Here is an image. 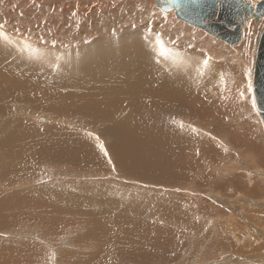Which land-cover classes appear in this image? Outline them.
Listing matches in <instances>:
<instances>
[{
    "label": "bare ground",
    "instance_id": "bare-ground-1",
    "mask_svg": "<svg viewBox=\"0 0 264 264\" xmlns=\"http://www.w3.org/2000/svg\"><path fill=\"white\" fill-rule=\"evenodd\" d=\"M161 1L0 0L3 24L11 23L22 30L24 24L22 27L19 18L30 14L35 27L41 32L45 29L52 41L30 43L29 38L26 41L23 35L18 37L15 30L0 26V112L10 110L17 102L31 104H20V114H14L16 118L24 117L26 125L0 126V164H5L0 167V238L5 239H0V264L57 261L55 258L64 256L65 249L74 247V231L61 229L77 225L82 218L88 222L89 234L80 241L101 247L95 263L84 258L71 264H124L126 257L116 252L122 249L132 256L136 240L127 238L132 235L128 226L141 224L152 226L158 238L155 240L151 234L154 243L148 248L153 252L135 257L143 264L152 260L150 256H157V251L162 250L159 248L181 238L179 230L186 227L194 235L189 239L190 264H264V225L256 232L257 225L254 228L252 224V216H264V144L254 140L256 128L261 126L260 117L254 100L253 105L244 101L247 109H236L248 89L247 70L252 67V59L255 61L264 19L246 21L240 27V41L229 45L180 20L173 10L164 12ZM249 1L253 9L264 2ZM35 104L40 105L37 110ZM37 112L45 113L46 119L42 120L46 124L35 125L38 122L30 120ZM50 117L55 120L52 122ZM196 117L199 120L191 122ZM65 121L70 122L64 124ZM80 122L98 124L95 132L112 139L107 142L110 149L111 144L114 147L111 162L118 161L126 171L129 168L125 165L142 166L144 180L154 179L149 173L154 174L151 167L157 164L154 177H158V185L183 188L197 197L181 195L182 191L177 196H155L140 193L142 190L136 194L119 191L120 185L117 189L103 185V190L120 193L111 192V202L107 196L91 194L90 184L73 187L87 180L71 178V174L58 173L59 170L45 173L46 180H42L59 183L40 181L33 188L37 185L31 181L43 161L62 164L59 169L95 168L91 172L98 177L106 173L99 168L103 163L97 153L99 141L84 137L85 132H93H81L77 125ZM240 126L246 144L237 137ZM213 140L226 152L223 163V159L218 160L222 151ZM112 175L115 174H108L104 180L112 183ZM88 189L90 194L83 192ZM100 197L104 201L89 211L95 207L90 202ZM206 198L220 201L224 209L212 206ZM131 204L133 210L124 227L105 248V231L95 225L98 221L108 224L114 207ZM24 206L30 211L23 212ZM192 217L207 222V231L201 230V222ZM136 230L133 235L147 247L150 234L144 231L149 235L146 237L141 229ZM223 252L224 262L210 260Z\"/></svg>",
    "mask_w": 264,
    "mask_h": 264
},
{
    "label": "rangeland",
    "instance_id": "rangeland-1",
    "mask_svg": "<svg viewBox=\"0 0 264 264\" xmlns=\"http://www.w3.org/2000/svg\"><path fill=\"white\" fill-rule=\"evenodd\" d=\"M162 13V12H161ZM162 14H164V15H168V14H165V13H162ZM28 15V16H27ZM25 16V18L22 16V18L20 17L19 18V20H21L20 22H21V26L23 27V24H24V29H17V28H13L11 25H13V24H11V23H8L9 24V26H8V24L7 23H5V24H3V22H2V19H0V26H2V28H6L7 30H10L11 29V31H14L15 32V34L18 36V37H21L22 35V39L23 40H26L27 41V39H28V41L30 42V43H38V42H40V43H42V44H44V43H46V44H48V42L49 43H51L52 41H49V39H48V33L45 31V29L43 30L42 29V32H41V28L39 29V28H36L35 27V23H33L32 22V20H31V15L30 14H26V15H24ZM33 16V15H32ZM30 17V18H29ZM9 19V18H8ZM29 19V20H28ZM176 19V18H175ZM11 19H9V21H10ZM177 20V19H176ZM8 20H6V22H9ZM14 21V20H13ZM22 21H23V23H22ZM24 21H26L25 23H24ZM28 21V22H27ZM11 22V21H10ZM28 23V24H27ZM11 24V25H10ZM26 24V25H25ZM5 25V26H4ZM8 26V27H7ZM187 27H189V28H191L190 26H187ZM193 28V27H192ZM13 29V30H12ZM196 30V29H195ZM10 31V32H11ZM17 31V32H16ZM18 33V34H17ZM30 33V34H29ZM37 33V34H36ZM40 34H42V35H40ZM46 34V35H45ZM40 35V36H39ZM27 38H26V37ZM208 36V35H207ZM23 37H25V38H23ZM211 38V37H210ZM38 39V40H37ZM87 43H88V41H86ZM74 46H76V44L75 43H72ZM82 45V44H81ZM225 46H227L226 44H225ZM252 67H249L248 68V74H247V78L248 79H246V80H248V85H247V91L244 93V95H243V98L242 99H240V103H239V105L236 107V109L237 110H241V109H243L244 107H246V106H244L245 104H244V101H246L245 103H247V102H249L250 103V105H251V103H252V105H253V96H252V73H253V66H254V60L252 59ZM247 84V83H246ZM248 92V93H247ZM248 95V96H247ZM247 96V97H246ZM37 97V96H36ZM247 99H248V101H247ZM18 104L17 105H15V107H11L10 106V110H4V111H2V112H0V113H2V115L0 114V126H2V125H10V126H14V125H12V123H14V124H17V123H19V124H23V125H26L25 124V120L23 121V118L24 117H21L22 119H20L18 116H17V118L14 116V114H16V115H19L20 113L18 112V106L20 105V104H29V105H31L29 102H27V101H23V102H17ZM244 104V105H243ZM247 105V104H246ZM5 106V105H4ZM34 107H36V110L39 108V106L40 105H37V104H35V105H33ZM0 107H3L2 105H1V103H0ZM246 109H247V107H246ZM7 113H6V112ZM10 111H11V113H10ZM254 114V113H253ZM252 114V115H253ZM45 113H41V112H37L36 113V116L34 117V118H31L30 120L31 121H33V122H38V123H35V125L37 124H39V125H41V124H46L45 122H44V120H42V118H44V119H46L45 118ZM255 115H256V117L258 116L257 115V113H256V111H255ZM14 116V117H13ZM7 117V118H6ZM38 117H40L39 118V120H38ZM13 118V119H12ZM51 118V120H52V122L55 120V118H52V117H50ZM259 117H257V119H258ZM10 120V121H9ZM13 120V121H12ZM19 120V121H18ZM199 120V117H196V118H193L192 120H191V122H196V121H198ZM202 120V122L203 121H206V119H201ZM70 121H74V120H70ZM70 121H65L64 122V124L65 123H67V122H70ZM259 122H260V124H261V126H260V128H256V133H255V137L257 138V139H254V140H256V141H258V142H260V143H263L264 144V127H263V124H262V122H261V120H260V118H259V120H258ZM201 122V123H202ZM94 122H91V123H87V122H80V123H76L77 125H78V128L80 129V131L82 132L83 130H91V132H93V133H86L85 132V134H84V137H86V138H88V139H93V137H95V139H93V140H97V141H99V144L101 145V147H99V152H97V153H99V154H101V156H102V160H103V163H101V166L99 167L102 171H104V172H106L105 174H102L101 173V177H98V175H96L95 173H93V172H91L92 170H95V168H89V167H82V166H72L73 167V169H72V167L68 170V169H59L58 167H60V166H62V164H58V165H56V163L57 162H49V161H43L37 168H36V171H37V174H36V177L31 181V183H33V181H34V184L35 185H37L38 184V182H40V181H42L43 180V178L45 177V173H49L50 171H55V170H59L58 171V173H61V171H62V173L63 174H65V172H66V174H68V175H70V176H72L71 178H73V176L75 177H81L82 179H85V180H87V181H83L84 182V184H83V182L81 181V182H78V184H75L73 187H77V186H82V187H84V186H88V184H90L89 186L93 189V191H92V193H91V189L89 190H87V191H83V192H85L86 194H93V195H95V196H109V195H112L111 194V192H115V193H119L117 190H110L109 192L107 191V190H103V185H110V186H114V188H116L117 189V187L119 188L118 190L119 191H128V190H131L130 192H133L134 191V193H136V194H140V193H146V194H154L155 196H163L164 194L165 195H170V196H172V195H174V196H177V195H180V193H181V191H182V193H181V195L183 194L184 196H189V195H192V196H194V197H197L196 196V194H192L191 192L189 193L188 191L186 192V191H183L182 189L183 188H179V187H176V186H169L170 188H168V187H165V185L164 184H159L158 185V181H157V179H158V177H154V176H156V174H157V172H158V168L157 167H154V165L155 166H157V164H154L153 163V166L151 167V169H153V171H152V173H154V174H152V175H150V173H149V177H153L154 179H156V182L157 183H155L154 182V179H152L151 178V180H147V178L144 180L142 177L144 176V173H145V171H143L142 170V166H136L135 168H133V167H130V165L128 166H126L125 165V167L126 168H129L128 169V171H126L125 170V168L124 167H122V165L120 166V164L118 163V161H117V163L115 162V161H113V162H111L112 160H111V155H112V151H113V149H114V147H113V145L111 144V146H112V149H110V143L112 142V139H111V141H110V139H109V137H108V135L106 134V137H104V136H102V132H100V133H98V132H95V131H97L96 129L94 130V128L98 125V124H93ZM76 125V126H77ZM238 125H239V123H238ZM16 128V127H15ZM194 130H195V128H194ZM262 130V131H261ZM196 131V130H195ZM42 133H43V131H41ZM84 133V132H83ZM82 133V134H83ZM79 134V133H78ZM81 135V134H80ZM96 135V136H95ZM92 136V137H91ZM101 138V139H103V142H101V140L99 139L98 140V138ZM237 137L238 138H240V139H242V142H244V144H246L245 143V135H244V131L242 130V128H241V126H240V128H238V134H237ZM104 139H106V140H104ZM215 140V139H214ZM213 140V143L216 145V147H217V149H219V150H221L222 151V154H221V159H218V160H222V163L224 162V157H227L226 155H224L225 153H224V148H223V146L221 145V146H217L218 144L215 142ZM105 141H106V143H105ZM107 142H110V143H107ZM131 143H133V141H130ZM104 144V145H103ZM135 145V144H134ZM103 146V147H102ZM102 148V149H101ZM107 150H106V149ZM128 149H131V148H128ZM129 153V156L132 154V152H131V150L128 152ZM145 153V152H144ZM134 155V154H133ZM211 155V154H210ZM113 157V156H112ZM176 157H178V155L176 156ZM114 158V157H113ZM161 158V156H159V160H161L160 159ZM109 162V163H108ZM155 162H157V161H155ZM113 163H114V165H113ZM119 164V165H118ZM3 165H5V164H0V167L1 166H3ZM65 166V168H66V166L67 165H64ZM64 166H63V168H64ZM61 168V167H60ZM123 168V169H122ZM117 169V170H116ZM131 169V170H130ZM154 169H156V170H154ZM142 170V171H141ZM75 171V172H74ZM125 171V172H124ZM132 171V172H131ZM156 171V172H155ZM197 171V170H196ZM111 172V173H110ZM120 172V173H119ZM123 172V173H122ZM130 172V173H129ZM115 174V175H112V177L111 178H113L112 179V183L111 182H109L108 183V181L107 180H104L106 177H107V175L108 174ZM142 173V174H141ZM188 173H189V171H188ZM192 173V172H191ZM34 174H35V172H34ZM91 176H93V178H91ZM142 176V177H141ZM94 177H97V178H94ZM117 178V179H116ZM129 178H131V179H129ZM45 179V178H44ZM8 179H6V180H4V183H6V181H7ZM46 180V179H45ZM105 181V182H104ZM149 181H151V182H149ZM152 181L154 182V183H152ZM44 182H46V181H42V183H44ZM88 182V183H87ZM30 183V182H29ZM29 183H27V184H29ZM55 183H59V182H56V181H54V182H46L45 184H55ZM61 183H63V182H61ZM117 183V184H116ZM68 184H70V183H68ZM44 185V184H43ZM84 185V186H83ZM123 185H125V186H123ZM33 186V185H32ZM68 186H70L71 187V185H68ZM94 186V187H93ZM159 186H160V188H159ZM38 187V185L37 186H35V187H33V188H37ZM40 187V186H39ZM127 187H129V188H127ZM58 188L59 187H57V189L56 190H58ZM121 188V189H120ZM164 188H165V190H164ZM168 190H167V189ZM175 188V189H174ZM25 189H27V188H25ZM94 189H96V190H94ZM159 189V190H158ZM142 190V191H141ZM177 190V192L175 193V191ZM141 191V192H140ZM173 191V192H172ZM178 191H180V192H178ZM200 191H202V190H200ZM204 191V193L206 194V190H203ZM215 191V190H214ZM140 192V193H139ZM184 192H186V193H184ZM216 192H218V191H216ZM105 193H106V195H105ZM158 193V194H157ZM160 193H162V194H160ZM36 194V193H35ZM104 194V195H103ZM120 194V193H119ZM157 194V195H156ZM160 194V195H159ZM204 194V195H205ZM114 195H117V194H114ZM226 195H229V192L226 194ZM202 196V195H201ZM200 196V197H201ZM240 196V195H239ZM243 195H241L240 197H242ZM30 197H31V195H30ZM232 197V196H231ZM234 198V197H233ZM207 199V198H206ZM213 199H215V198H213ZM108 200H110L111 202L113 201V199H111V198H109L108 197ZM210 203H211V205L213 206V205H215V206H218V207H221L222 209H224V206H219L220 204H221V202L219 201V202H215V201H213L211 198H210V200L209 199H207ZM212 200V201H211ZM104 201V199L102 198V197H100L99 199H97V198H94L90 203H92V204H95V207H92V208H90V209H88L89 211H91V210H94V209H96L97 208V205H100L102 202ZM206 201V200H205ZM203 205H205L206 204V202H204V203H202ZM207 205V207L209 206L208 204H206ZM206 205L204 206L205 208H207L206 207ZM226 207V206H225ZM115 208V210H114V213H112V215H111V217H109L108 218V224H106L105 222L104 223H101V222H97V224L95 225L96 227H98L99 228V230L100 231H105V233H103V238H102V242H103V245H104V247L106 248V247H108L114 240H115V238L116 237H118V235H119V233H120V231H121V229L124 227L123 226V224H124V221H127L128 220V218H129V216H130V213H132V204L130 205V206H122V208H119V207H114ZM245 208H246V206H245ZM236 209H238V211L240 212V213H244L245 214V212H243L242 210H239V207H236ZM246 210V209H245ZM22 211L23 212H25V213H27V212H29L30 211V208L28 207V206H24L23 208H22ZM79 212V211H78ZM138 214H141V211L140 212H138ZM243 214V215H244ZM150 215L151 214H149V217H150ZM241 215V214H240ZM243 215H241V217H243ZM261 216V217H260ZM260 216H259V214H257V215H254V216H252V217H257L256 219L254 218V220L255 221H253V226H254V228L256 227V225H257V227L254 229L255 231L256 230H258V229H262V227H263V225H264V216L263 215H261L260 214ZM148 217V218H149ZM236 217H239V216H236ZM259 217V218H258ZM194 218H196V220L197 221H200L201 222V218H197V217H192V219H194ZM83 219V220H82ZM82 219H80L78 222H76L77 223V225L76 224H74L73 223V226L72 227H70L69 226V224L67 225V227L65 228V229H61V230H68L67 231V233L68 232H70V231H74L73 232V234H74V239L72 238V240L74 241V247H73V249H65V251L67 252H65V251H63L65 254H64V256H61L60 258H58V257H56L55 259H57V261L56 260H54L53 261V259L51 260V262H52V264H62L63 263V261H65L67 264H71L72 262H79V261H83L84 260V258H85V260L87 261V262H90L91 260H94V263L96 262V260H97V258H98V254H99V251L97 252V250L101 247V246H99V244L98 245H96V243H90V244H87L86 245V242L85 241H83L84 243H82V241H80L83 237H85V235L86 234H89L88 233V222H86V221H84V218H82ZM191 219V218H190ZM259 219H260V222H259ZM145 222H147V221H149V220H144ZM82 222V223H81ZM84 222V223H83ZM257 222H259L258 224H257ZM86 223V224H85ZM203 223H205L204 225H203ZM263 223V224H262ZM79 224V225H78ZM82 224V225H81ZM256 224V225H255ZM262 226H261V225ZM85 225H87V226H85ZM144 225V226H143ZM200 225L202 226H200L202 229L201 230H203V228H204V230L205 231H207L206 229V226H207V222H205L204 220L200 223ZM79 226V227H78ZM142 226H143V228H142ZM259 226H261V227H259ZM82 227H83V230H82ZM139 227V228H138ZM128 226V228H132V229H128L129 231H131L132 230V235H133V231H137L136 229H141L140 231H141V233L142 234H145V232H147V234L149 233L150 234V236L149 235H147V234H145L146 235V237L147 236H149V237H147L148 239H146V246L147 247H144L143 246V243H140L139 241L140 240H138L137 239V235H131V236H127V235H125V237L127 236V238H129L130 240L132 239V241L133 240H136V241H134L133 243H134V246L132 247V250L131 251H135V252H131V255L132 256H130L129 254H124L123 253V250L122 249H118L117 250V252L116 253H118L119 255H124L125 257H126V259H125V263L124 264H143L142 263V261L140 260V259H138V258H140L144 253L143 252H146V253H148V252H153L152 250H149V244H153L154 243V241H153V239L151 238L152 237V235H154V239L156 238V234H154V229H150L152 226H150V228H149V225H147V224H141L140 226ZM208 227V226H207ZM259 227V228H258ZM77 228V229H76ZM147 228V229H146ZM153 228V227H152ZM84 229H85V231H84ZM146 229V230H145ZM155 229H157V228H155ZM162 229H164V228H162ZM78 230H79V232H78ZM80 230H82V231H80ZM149 230V231H148ZM151 230V231H150ZM145 231V232H144ZM185 231V232H184ZM190 231V232H189ZM179 232L181 233L182 232V236H181V238L180 237H177L176 239H174L173 240V242H172V244L170 245L169 244V246H165V247H163V248H159V249H162V250H159L158 248H157V250H159V251H157L158 253H157V256H150L149 258H152V260L150 261V260H148V262L146 263V264H162V263H165V264H169L168 262H170V264H190V261H191V254L190 255H188V252H189V248H190V246H189V239L193 236L194 237V235L191 233L192 231L189 229V228H187L186 227V229L184 230V229H182V230H179ZM254 232V231H253ZM256 232H258V231H256ZM262 232V231H261ZM79 233H80V235H79ZM72 234V235H73ZM152 234V235H151ZM192 235V236H191ZM264 235V234H263ZM262 235V236H263ZM75 236H76V239H75ZM78 236H81V237H78ZM134 237H136V238H134ZM198 237V236H197ZM182 238H183V240H182ZM186 238V239H185ZM1 240H5L4 238H0ZM78 239V243H77V240ZM151 240V241H150ZM155 240H158V238H156ZM176 240V241H175ZM181 242H180V241ZM185 240V241H184ZM72 241V242H73ZM76 241V242H75ZM144 241V240H143ZM142 241V242H143ZM153 242V243H152ZM10 244H12V245H14V244H20V243H11V242H9ZM87 243H89V242H87ZM166 243V242H165ZM168 243V242H167ZM78 244H80V245H78ZM183 244V245H182ZM76 245V246H75ZM79 246V248H78V246ZM84 245V246H83ZM99 246V247H98ZM179 246V247H178ZM80 247H81V251H80ZM83 247V248H82ZM93 248V250H92V248ZM168 247V248H167ZM172 247V248H171ZM176 247H178V249L176 248ZM74 248L76 249V251L74 250ZM85 248V249H84ZM165 248V249H164ZM166 248H167V250H166ZM173 248H175V249H177V251L175 250V249H173ZM188 248V249H187ZM79 249V250H78ZM88 249V251H89V255L87 254V252L88 251H86ZM90 249H91V251H90ZM137 249V250H136ZM181 249V250H180ZM74 250V251H73ZM85 252V254L83 253V251ZM166 250V251H165ZM78 251V252H77ZM148 251V252H147ZM172 251V252H171ZM187 251V252H186ZM70 252V253H69ZM91 252H96V253H91ZM174 252V253H173ZM183 253H185V255L183 254ZM70 254H72V256L70 255ZM78 254V255H77ZM83 254V255H82ZM134 254V255H133ZM224 252L223 253H221L219 256L217 255L215 258L214 257H211V258H213V259H210V260H212V262H215V263H221L220 261H222V262H224L223 260V258H224ZM95 255H96V259H95ZM145 255V254H144ZM147 255V254H146ZM153 255V254H152ZM160 255V256H159ZM50 256L51 257H53V254H50ZM67 256V257H66ZM79 256V257H78ZM174 256V257H173ZM135 257H138L137 259L135 258ZM160 257V258H159ZM163 257H165V258H163ZM167 257V258H166ZM171 257V258H170ZM172 257H173V259H172ZM178 257V258H177ZM148 258V259H149ZM169 258V259H168ZM176 258V259H175ZM187 258V259H186ZM222 260H221V259ZM59 259V260H58ZM68 261H67V260ZM215 259V260H214ZM218 259H220L219 261H217ZM63 260V261H62ZM130 260V261H129ZM170 260V261H169ZM173 260H174V262H173ZM185 260V261H184ZM190 260V261H189ZM209 259H207V261H209V262H211ZM48 261H49V259H48ZM217 261V262H216ZM51 262H50V264H51ZM167 262V263H166Z\"/></svg>",
    "mask_w": 264,
    "mask_h": 264
},
{
    "label": "water",
    "instance_id": "water-1",
    "mask_svg": "<svg viewBox=\"0 0 264 264\" xmlns=\"http://www.w3.org/2000/svg\"><path fill=\"white\" fill-rule=\"evenodd\" d=\"M162 10H173L180 20L227 44L240 41L241 26L251 18L264 19V2L253 9L249 0H162ZM252 96L264 126V32L257 47L252 73Z\"/></svg>",
    "mask_w": 264,
    "mask_h": 264
}]
</instances>
